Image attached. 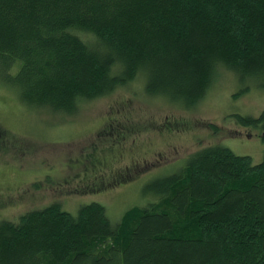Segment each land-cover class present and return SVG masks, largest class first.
Wrapping results in <instances>:
<instances>
[{"label": "trees", "instance_id": "16d2710c", "mask_svg": "<svg viewBox=\"0 0 264 264\" xmlns=\"http://www.w3.org/2000/svg\"><path fill=\"white\" fill-rule=\"evenodd\" d=\"M221 67L264 88V0H0V80L28 106L74 113L141 74L191 109ZM149 188L116 224L94 201L0 218V264H264V152L205 145Z\"/></svg>", "mask_w": 264, "mask_h": 264}, {"label": "rangeland", "instance_id": "374dc122", "mask_svg": "<svg viewBox=\"0 0 264 264\" xmlns=\"http://www.w3.org/2000/svg\"><path fill=\"white\" fill-rule=\"evenodd\" d=\"M180 103L148 93L140 74L74 113L53 112L26 105L0 80V218L53 203L76 214L94 201L116 224L131 206L155 201L151 182L178 173L200 147L262 160L264 123L237 119L264 110L259 83L221 67L196 107Z\"/></svg>", "mask_w": 264, "mask_h": 264}]
</instances>
